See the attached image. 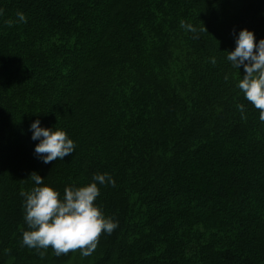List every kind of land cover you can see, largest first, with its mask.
<instances>
[{"label":"trees","instance_id":"1","mask_svg":"<svg viewBox=\"0 0 264 264\" xmlns=\"http://www.w3.org/2000/svg\"><path fill=\"white\" fill-rule=\"evenodd\" d=\"M0 9V264H264V122L236 86L243 66L227 60L242 28L264 38V0ZM21 11L27 22L9 25ZM36 119L76 150L43 163ZM33 171L61 196L96 173L115 179L95 203L118 227L90 256L23 245Z\"/></svg>","mask_w":264,"mask_h":264},{"label":"clouds","instance_id":"2","mask_svg":"<svg viewBox=\"0 0 264 264\" xmlns=\"http://www.w3.org/2000/svg\"><path fill=\"white\" fill-rule=\"evenodd\" d=\"M3 9H0V15ZM17 20H9V25L27 22L26 15L16 13ZM181 26L196 32L191 24L181 21ZM227 60L233 67L244 68V75L238 80L237 87L244 97L259 110V119L264 122V38L256 41L255 34L248 28H242L236 37V46L228 51ZM212 64L216 58H210ZM244 115V104L237 105ZM32 139L38 140L34 152L45 164L57 159L64 160L76 150V144L67 132L61 128L41 126L39 119L30 125ZM29 178L34 183L30 191H22L24 197V221L27 230L22 233L23 245L37 249L52 248L56 256L65 255L70 251L80 250L84 257L90 256L96 249L102 233L111 234L118 221L106 216L95 203L100 195L99 185L115 186V179L109 173H96L90 182L80 186H66L63 196L44 177L33 171ZM41 257L46 251H40Z\"/></svg>","mask_w":264,"mask_h":264},{"label":"rangeland","instance_id":"3","mask_svg":"<svg viewBox=\"0 0 264 264\" xmlns=\"http://www.w3.org/2000/svg\"><path fill=\"white\" fill-rule=\"evenodd\" d=\"M234 207H236V205H233Z\"/></svg>","mask_w":264,"mask_h":264}]
</instances>
